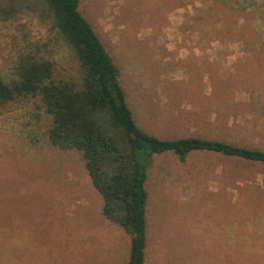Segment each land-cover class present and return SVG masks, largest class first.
<instances>
[{"label":"rangeland","instance_id":"374dc122","mask_svg":"<svg viewBox=\"0 0 264 264\" xmlns=\"http://www.w3.org/2000/svg\"><path fill=\"white\" fill-rule=\"evenodd\" d=\"M193 3L80 0L79 8L118 66L142 129L264 150V64L253 73L256 57L237 37L193 28ZM27 52L54 60L57 78H79L49 19L26 8L0 17V73L9 75ZM34 104L0 107V197H11L0 218V255L9 264H126L130 236L102 215L81 152L48 143L41 111V127L26 126ZM149 162L144 264H231L233 247L236 258L264 264V164L212 152L184 161L165 152Z\"/></svg>","mask_w":264,"mask_h":264},{"label":"trees","instance_id":"16d2710c","mask_svg":"<svg viewBox=\"0 0 264 264\" xmlns=\"http://www.w3.org/2000/svg\"><path fill=\"white\" fill-rule=\"evenodd\" d=\"M193 2L191 26L205 36L237 37L255 55L256 74L257 66L264 64V0ZM79 6L80 0H0V17L5 20L23 8L49 19L51 29L71 49L79 66V78L64 80L56 77L54 60L34 52L20 54L9 75L0 73V107L34 101L35 111L27 112L30 119L26 126L41 127L42 112L48 118V143L81 152L89 180L103 199L102 215L130 236L126 264H144L145 184L148 162L154 154L172 152L184 161L195 152H212L264 164V150L205 136L159 138L142 129L127 104L118 66ZM103 115L109 120L107 125L100 124ZM108 157L110 168L104 165ZM10 199L0 197V218L7 213ZM229 258L231 264H253L250 259L236 258L234 247ZM9 261L0 255V264Z\"/></svg>","mask_w":264,"mask_h":264},{"label":"crops","instance_id":"0c3cea01","mask_svg":"<svg viewBox=\"0 0 264 264\" xmlns=\"http://www.w3.org/2000/svg\"><path fill=\"white\" fill-rule=\"evenodd\" d=\"M198 59H199V57H198Z\"/></svg>","mask_w":264,"mask_h":264}]
</instances>
